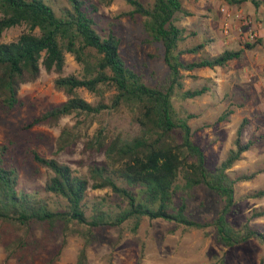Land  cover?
<instances>
[{"label": "trees", "instance_id": "16d2710c", "mask_svg": "<svg viewBox=\"0 0 264 264\" xmlns=\"http://www.w3.org/2000/svg\"><path fill=\"white\" fill-rule=\"evenodd\" d=\"M58 1L0 0V40L8 29H27L15 41L0 43V108L14 110L21 106L22 86L37 81L42 68L58 74L55 87L68 100L33 118L24 130L40 124L57 125L62 118L75 115V124L61 130L57 151L72 149L84 141L86 150L104 154L105 163L93 165L88 175L79 176L70 166L33 151L36 163L50 170L52 176L45 186L28 188L21 182L11 155L15 150L0 145V245L6 259L36 264L47 255L44 264H57L69 238L79 237L84 245L75 264H90L94 229L115 228L122 238L127 231L136 235L145 220H164L188 230L214 228L218 243L226 248L252 240L264 245V232L250 225V221L264 218V207L254 209L249 222L240 228L228 220L236 205V186L264 173V168L252 173L232 171L254 146L253 141H242L247 120L237 129L234 148L214 171H209L203 149L193 140L190 121L196 116H182L173 104L175 94L193 100L210 91L206 86L185 90L186 73L224 68L240 60L245 50H253L255 43L245 44L238 51L225 50L217 56L189 60L186 57L199 55L205 44L181 46L186 32L181 22L191 16L183 0H154L150 5L141 0H122L133 9L126 15L134 20L139 17L152 40L164 47L170 76L162 89L147 85L143 76L127 65L120 54L121 41L113 30L108 34L97 30V5L90 0H62L67 6L57 8ZM100 1L110 5L115 0ZM255 5L259 8L260 4ZM66 54L82 66L81 76H63ZM80 89L100 96L101 101L87 102L78 95ZM119 110L130 114L136 132L110 136L102 119ZM232 114L226 111L219 122ZM94 123L99 127L89 137ZM202 186L223 202L212 221L201 222L187 214L188 200ZM90 190H109L123 206H116L117 211L105 199L91 202ZM246 198L263 199L264 189ZM5 225L15 230L8 232L2 228ZM106 264H114L112 254Z\"/></svg>", "mask_w": 264, "mask_h": 264}, {"label": "rangeland", "instance_id": "374dc122", "mask_svg": "<svg viewBox=\"0 0 264 264\" xmlns=\"http://www.w3.org/2000/svg\"><path fill=\"white\" fill-rule=\"evenodd\" d=\"M97 5V30L108 34L111 30L121 41L120 54L127 65L143 76L149 86L164 89L169 82V68L164 61V47L156 43L146 32L142 20H134L130 13L133 9L125 1L115 0L110 5L100 0H90ZM150 5L154 0H141ZM183 0L184 7L191 16L181 22L186 30L182 47L205 44V49L195 56H187L189 60H198L217 56L225 50L238 51L245 44L237 40L227 43L221 32L223 15L221 8L229 6L242 10L263 24L259 41L253 50H245L240 60L231 61L224 68L204 69L186 73L185 90H195L206 86L210 91L200 98L183 100L179 94L173 97L176 111L183 115L194 114L190 121L194 131L193 140L201 146L206 156V167L214 171L234 148V141L239 125L247 120L242 135L243 143L253 141L254 146L245 153L232 171L252 173L264 168V0ZM255 2H259V8ZM57 8L67 6L62 0ZM25 26L6 30L0 43L15 41L26 32ZM82 75V66L71 54H66V68L63 76ZM58 74L47 73L42 68L40 78L22 86L20 98L22 105L14 110L0 108V145H7L15 151L11 153L17 166L21 182L26 187L45 186L52 176L46 167L34 160L33 151L45 158L56 159L68 165L79 176L88 175L93 165H103V153L86 150L84 141L72 149L58 152V138L65 126L76 122L75 115L62 118L57 125L40 124L24 130L33 120L48 110L65 103L68 98L64 92L55 87ZM78 95L89 103L97 104L101 97L85 89L77 91ZM108 96V94H107ZM109 98L106 97L105 102ZM228 110L233 114L224 122L219 118ZM105 125L110 136L117 132H136L130 114L119 110L104 116ZM98 123L89 130V137L94 135ZM13 144V145H12ZM264 189V173L254 180L236 186V205L228 216L229 222L236 228L249 222L254 209L264 207L263 199H248V194ZM105 199L110 205L123 206L121 200L109 190H90L88 200L100 202ZM187 214L195 220L206 222L215 219L223 205L221 198L207 187L195 190L193 199L188 200ZM118 211V210H117ZM252 228L264 232V218L250 221ZM12 232L10 226H3ZM38 236L42 235L40 230ZM93 244L89 248L90 264H106L110 254L114 264H261L264 259V245L257 240L233 248H226L217 241L216 230H188L175 223L164 220H145L136 235L120 233L115 228L104 227L92 231ZM59 238L56 243H59ZM84 240L70 237L57 264H75ZM52 247H50L51 249ZM47 255L36 264H44ZM0 264H17L16 260L6 259L3 245H0Z\"/></svg>", "mask_w": 264, "mask_h": 264}, {"label": "built area", "instance_id": "2783aa9c", "mask_svg": "<svg viewBox=\"0 0 264 264\" xmlns=\"http://www.w3.org/2000/svg\"><path fill=\"white\" fill-rule=\"evenodd\" d=\"M223 15L221 32L227 43L231 40L243 44H252L261 37L263 24L252 16L244 14L242 10H235L229 6L221 8Z\"/></svg>", "mask_w": 264, "mask_h": 264}, {"label": "crops", "instance_id": "0c3cea01", "mask_svg": "<svg viewBox=\"0 0 264 264\" xmlns=\"http://www.w3.org/2000/svg\"><path fill=\"white\" fill-rule=\"evenodd\" d=\"M261 35H263L262 32H261Z\"/></svg>", "mask_w": 264, "mask_h": 264}]
</instances>
